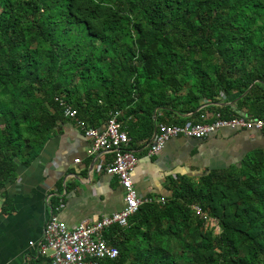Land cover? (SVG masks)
Listing matches in <instances>:
<instances>
[{
    "label": "trees",
    "instance_id": "1",
    "mask_svg": "<svg viewBox=\"0 0 264 264\" xmlns=\"http://www.w3.org/2000/svg\"><path fill=\"white\" fill-rule=\"evenodd\" d=\"M263 82L264 0H0V188L65 117L57 98L92 125L121 110L134 146ZM170 189L105 231L118 256L98 264H264V149Z\"/></svg>",
    "mask_w": 264,
    "mask_h": 264
},
{
    "label": "crops",
    "instance_id": "2",
    "mask_svg": "<svg viewBox=\"0 0 264 264\" xmlns=\"http://www.w3.org/2000/svg\"><path fill=\"white\" fill-rule=\"evenodd\" d=\"M247 92L248 89L220 95L215 102L202 99V111L183 116L197 120L206 114L211 120L217 107H225L236 114L233 117L264 118V82L256 90L257 96H246ZM118 111L121 127L127 132L121 120L123 112ZM77 117L87 127L101 128L105 123L100 120L92 125L78 112ZM149 143L150 139H139L133 146L129 141L128 147L138 158L131 179L141 197L162 203L171 195V178L239 164L249 151L264 149V129L224 127L201 139L177 136L153 155H148ZM111 159L108 150L91 153V141L73 117L65 116L59 121L31 164L21 167L13 180L0 188V264H27L32 259L28 241L41 237L50 206L63 204L54 211L68 226L120 210L124 205L123 190L116 176L103 171Z\"/></svg>",
    "mask_w": 264,
    "mask_h": 264
},
{
    "label": "built area",
    "instance_id": "3",
    "mask_svg": "<svg viewBox=\"0 0 264 264\" xmlns=\"http://www.w3.org/2000/svg\"><path fill=\"white\" fill-rule=\"evenodd\" d=\"M57 99L63 107L64 115L73 117L82 127L84 135L90 139L91 153L99 150L112 153V159L103 171L117 177L123 190L124 205L120 210L103 215L97 220H82L73 226H68L55 212L63 206L62 203L54 208L50 206L41 237L29 240L28 246L34 256L46 257L50 264H98L103 259H115L118 249L108 243L105 231L114 225L126 226L128 219L139 206L149 201L138 194L132 183L131 173L138 158L128 147L130 138L119 122L120 111L110 112L101 128L87 127L83 120L78 119L77 110L71 104ZM224 127L264 129V118H226L216 112L211 120H208L206 114H201L197 120H187L183 124L159 123L152 141L148 144V155L158 153L171 138L186 136L201 139ZM46 203L50 204L48 198ZM192 208L196 214L204 215L198 205H192Z\"/></svg>",
    "mask_w": 264,
    "mask_h": 264
},
{
    "label": "rangeland",
    "instance_id": "4",
    "mask_svg": "<svg viewBox=\"0 0 264 264\" xmlns=\"http://www.w3.org/2000/svg\"><path fill=\"white\" fill-rule=\"evenodd\" d=\"M204 215H207V214H204ZM204 226H205V229L208 230V232H211L212 235H216L220 230L218 221L214 217L206 216Z\"/></svg>",
    "mask_w": 264,
    "mask_h": 264
},
{
    "label": "water",
    "instance_id": "5",
    "mask_svg": "<svg viewBox=\"0 0 264 264\" xmlns=\"http://www.w3.org/2000/svg\"><path fill=\"white\" fill-rule=\"evenodd\" d=\"M154 117H155V115H154ZM155 133H156V125H155L154 128H153V133H152V136H151V138H150V142L152 141V139H153Z\"/></svg>",
    "mask_w": 264,
    "mask_h": 264
}]
</instances>
